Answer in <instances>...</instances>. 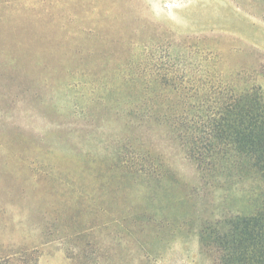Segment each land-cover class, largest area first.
Segmentation results:
<instances>
[{
	"label": "rangeland",
	"instance_id": "1",
	"mask_svg": "<svg viewBox=\"0 0 264 264\" xmlns=\"http://www.w3.org/2000/svg\"><path fill=\"white\" fill-rule=\"evenodd\" d=\"M152 71L238 77L264 95V0H0L6 253L216 264L199 229L244 209L249 183L214 189L164 127L138 124L136 91L160 87ZM182 101L194 102L164 100Z\"/></svg>",
	"mask_w": 264,
	"mask_h": 264
},
{
	"label": "trees",
	"instance_id": "2",
	"mask_svg": "<svg viewBox=\"0 0 264 264\" xmlns=\"http://www.w3.org/2000/svg\"><path fill=\"white\" fill-rule=\"evenodd\" d=\"M237 78L228 82L203 72L183 71L176 77L152 71L148 79L160 87L136 91L142 100L132 116L139 125L164 127L205 184L226 191L249 183L246 207L203 222L199 242L216 264H264V95L254 85L238 88ZM167 97L194 102L167 105ZM27 259L25 253L17 259L0 246V264H28Z\"/></svg>",
	"mask_w": 264,
	"mask_h": 264
}]
</instances>
